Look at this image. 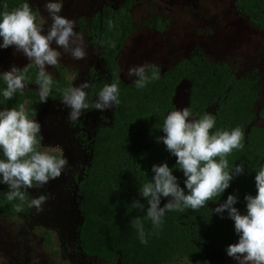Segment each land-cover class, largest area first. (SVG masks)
<instances>
[{
  "label": "trees",
  "instance_id": "trees-1",
  "mask_svg": "<svg viewBox=\"0 0 264 264\" xmlns=\"http://www.w3.org/2000/svg\"><path fill=\"white\" fill-rule=\"evenodd\" d=\"M31 0H0V14L12 11ZM133 0H127L117 11L107 12L100 20L93 19L88 35L102 51L106 70L92 79L90 95H98L106 84L118 83L119 104L112 108L109 122L99 126L92 138L90 156L82 177L76 186L77 208L80 222L77 227L81 251L103 263L164 264L187 257L197 263L208 264L207 253L228 257L226 249L238 243L234 221L223 213L215 214L212 205L223 204L229 195H235L234 205L246 214V195H256L255 175L264 168V124L253 125L255 105L261 95V81L256 72L236 77L233 67L225 62L216 63L201 51L177 61L162 72L159 79L138 88L134 81L124 82L119 73L117 56L126 39L133 32L130 8ZM7 5V8H5ZM236 9L248 22L264 29V0H240ZM34 11V10H33ZM35 13V11H34ZM36 14V13H35ZM114 24L109 28L108 21ZM115 42V47L111 43ZM49 99L63 98V91L70 87L65 70L55 67ZM38 69L32 66L26 73V85L37 84ZM189 84L187 107L193 116L200 118L211 114L216 119L213 131H231L240 127L244 133V147L234 150L227 157L229 170L242 162L244 173L235 176L230 187L199 210L185 208L166 213L159 228L147 219V199L140 194V187L154 177L153 165L167 163L181 187H185L182 170L173 156L157 138L167 115L175 110L174 96L180 84ZM6 84L0 77V107H19L26 100H36L38 94L25 89L17 92L12 100L3 96ZM41 111V104L27 109L30 119ZM264 122V114L258 115ZM41 144V141H40ZM41 150V146H40ZM59 156L58 154H55ZM0 159H4L0 151ZM185 191L187 189L185 188ZM8 186L0 184V212L15 215L14 206L19 201L7 199ZM170 198L161 199V207ZM139 201L144 210L132 207ZM28 208L23 204L24 213ZM140 217L147 243H141L137 228L131 221Z\"/></svg>",
  "mask_w": 264,
  "mask_h": 264
},
{
  "label": "clouds",
  "instance_id": "clouds-1",
  "mask_svg": "<svg viewBox=\"0 0 264 264\" xmlns=\"http://www.w3.org/2000/svg\"><path fill=\"white\" fill-rule=\"evenodd\" d=\"M63 8L64 0H47L45 3V10L52 21L47 34L45 25L37 22V15L29 3L0 14V49L14 47L17 53L30 61L23 68L13 64L10 70L0 72L6 84L3 91L5 99L12 100L17 92L25 90L26 73L35 66L38 69L36 82L40 102L46 104L53 84V74L47 68L57 66L63 54H70L75 60L87 58L84 34L75 30L76 20L60 15ZM108 26L114 27L111 19ZM53 44L63 49V53ZM111 46L115 47V42ZM127 75L134 79L138 88L159 79L157 66L148 63L130 67ZM90 87L89 82L85 81L78 87L64 89L62 103L70 109V122L80 119L86 109L107 111L119 104L118 83L106 84L94 103L88 101L86 90ZM215 125L216 119L211 114L196 118L188 108L171 111L165 118L162 127L165 135L158 137L157 142L166 145L167 150L177 158V166L186 179L185 187H181L173 175V169L166 162L153 165L154 177L150 183L143 184L139 191L147 199V219L152 221L154 228H159L166 213L185 208L195 211L208 205L230 187L235 176L244 173L243 162L229 170L227 159L234 150L243 149V131L240 127L231 131H213ZM41 131L42 125L29 118L24 105L0 110V151L4 156V159H0V184L8 186L9 201L20 202L14 206L18 213L23 211L24 203L36 209L37 214L44 212L43 205L50 194H41L29 200L28 190L42 188L60 178L69 166L65 157L54 154L60 151L59 148L40 150ZM255 187V196H245L246 214H241L234 206L238 203L235 195H229L226 202L214 210L222 218L227 211L228 218L234 221L239 239L238 243L227 247L226 253L237 264H264V168L255 175ZM162 197L170 198L163 207ZM132 207L144 210V205L139 201L134 202ZM131 224L137 228L141 243L146 244L141 218H134Z\"/></svg>",
  "mask_w": 264,
  "mask_h": 264
},
{
  "label": "rangeland",
  "instance_id": "rangeland-1",
  "mask_svg": "<svg viewBox=\"0 0 264 264\" xmlns=\"http://www.w3.org/2000/svg\"><path fill=\"white\" fill-rule=\"evenodd\" d=\"M99 5L110 3L116 6L121 0H95ZM137 2L131 11L134 18V33L127 39L118 55L120 76L124 82L132 83L127 71L132 66L155 64L162 71L169 69L180 59L200 50L214 62L231 64L237 76H245L256 70L261 79V95L255 106V113H264V29H258L238 13L235 4L238 0H153L159 3L149 6L148 0ZM47 0H31L30 7L37 15L38 23L45 25V34L52 21L45 10ZM165 12L170 23L163 33H158L143 25L146 15L153 11ZM98 7L90 0H64L60 15L70 20L87 19ZM160 13V12H157ZM155 17V16H154ZM154 19V18H153ZM76 31L80 32L76 27ZM2 43V38H0ZM63 53V49L53 44ZM88 56L85 60H75L70 54H63L59 65L68 70V79L74 87L84 82L86 65L94 62L95 51L86 45ZM30 62L14 47L0 49V72L10 70L14 64L23 67ZM94 64H97L94 62ZM101 67V66H100ZM47 71L52 73L51 66ZM189 84L183 81L174 96L175 110L187 106ZM38 90L33 87H28ZM0 110H2L0 108ZM70 109L63 103H46L35 119L42 125V149L59 148V153L69 161V166L61 177L50 181L42 188L29 189L30 197L50 194L43 205L45 211L35 213L27 220L0 217V264H102L82 256L75 243L76 227L80 217L76 211L77 196L75 186H69L68 193L61 187L71 181V176H81L83 167L89 159L86 151L75 136V129L68 120ZM111 110L92 109L81 117L88 135L110 119ZM192 119V118H190ZM79 120V119H78ZM253 125H262L256 118ZM75 185V184H74ZM50 205V211L47 207ZM220 205L212 206V209ZM50 235L49 248L45 246L43 234ZM208 256V255H207ZM212 264H237L231 257L217 259L208 256ZM116 264V263H115ZM167 264H200L187 257Z\"/></svg>",
  "mask_w": 264,
  "mask_h": 264
},
{
  "label": "flooded vegetation",
  "instance_id": "flooded-vegetation-1",
  "mask_svg": "<svg viewBox=\"0 0 264 264\" xmlns=\"http://www.w3.org/2000/svg\"><path fill=\"white\" fill-rule=\"evenodd\" d=\"M127 0H121V2L120 3H118L116 6H113L112 4H110V3H103V4H101V5H99L98 3H96V1L95 0H90V4L92 5V6H96V7H98V10L97 11H95V12H93L87 19H84V18H78L77 19V21H76V27L78 28V30L80 31V32H82L83 34H84V37H85V44L87 45V46H89V48H91L92 50H94L95 51V58H94V62H96L97 64H94V62L93 63H89V64H87L86 65V71H85V73H84V76H85V78H84V82L85 81H87V82H89V84L91 85V82H92V78L93 77H95V76H99V75H101V74H103L104 72H105V70H106V67H105V63H104V59H103V55H102V51L100 50V47H99V45L98 44H95V43H93L92 42V37H90L89 35H88V31H89V28H90V26H91V24L93 23V19H101L107 12H109V11H117L125 2H126ZM238 1H240V0H238ZM237 1V2H238ZM137 2H141V3H144V2H146L145 0H133V4H132V6H131V8H130V14H131V16H132V13H131V11L133 10V8L135 7V5H136V3ZM236 2V3H237ZM154 4H156L157 6H159L158 4L159 3H157V2H153V0H148V5L149 6H151V5H154ZM235 9H236V4H235ZM148 11H153V13L152 14H150V15H146V19L143 21V25H145L146 27H148L149 29H153V30H155L156 32H158V33H163L166 29H167V27L169 26V23H170V17H169V15H167L165 12H163V11H159V10H157V9H151L150 7L148 8ZM236 11L238 12V13H240L237 9H236ZM157 12H160V13H157ZM241 14V13H240ZM155 16V17H154ZM244 16V15H243ZM132 18H133V16H132ZM154 18V19H153ZM37 22H38V20H37ZM254 26V25H253ZM256 27V26H255ZM259 29V28H258ZM134 30H135V27H134V18H133V32H132V34L134 33ZM131 34V35H132ZM130 35V36H131ZM129 36V37H130ZM128 37V38H129ZM127 38V39H128ZM127 39H126V41H127ZM125 41V42H126ZM125 44V43H124ZM124 44H123V46H124ZM123 48V47H122ZM122 50V49H121ZM196 51H198V50H196ZM196 51H194V52H196ZM200 51V50H199ZM194 52H192V53H194ZM120 53V52H119ZM191 53V54H192ZM190 54V55H191ZM119 55V54H118ZM189 55V56H190ZM181 60V59H180ZM117 61H118V56H117ZM214 62V61H213ZM28 63H30V62H28ZM27 63V64H28ZM216 63H218V62H216ZM220 63H222V62H220ZM225 63H227V62H225ZM27 64H25L23 67H25ZM229 64V63H228ZM174 65V64H173ZM172 65V66H173ZM231 65V64H230ZM101 66V67H100ZM118 66H119V63H118ZM157 66V65H156ZM171 66V67H172ZM232 66V65H231ZM23 67H21V68H23ZM55 67H59V68H62V69H64L65 70V77H66V80L69 82V84H70V87H74V85H73V83L68 79V70H67V68L65 67V66H61V65H57V66H55ZM55 67H52V69H53V72H52V74H53V77H55V76H57V72H56V70H55ZM157 67H159V66H157ZM170 67V68H171ZM233 67V66H232ZM160 68V67H159ZM234 69V68H233ZM160 70L162 71V69L160 68ZM168 70V69H167ZM166 70H163L162 72H165ZM251 72H256L257 73V71L256 70H253V71H251ZM250 72V73H251ZM119 73H120V67H119ZM234 73H235V70H234ZM249 73V74H250ZM258 74V73H257ZM235 75H236V73H235ZM248 75V74H247ZM246 76V75H245ZM258 76H259V74H258ZM121 77V76H120ZM236 77H243V76H237L236 75ZM260 77V76H259ZM122 79V78H121ZM260 81H261V79H260ZM26 86H28V87H33V88H36L38 91H39V88L38 87H35V86H29V85H26ZM25 89H31V88H25ZM31 90H33V89H31ZM33 91H35L37 94H38V96H39V93L36 91V90H33ZM90 88H88L87 90H86V92H87V94H88V101L90 102V103H94L95 101H96V99H97V97H98V95L95 93L93 96L92 95H90ZM62 99L63 98H59V99H55V100H50L49 98H48V102L47 103H56V102H61L62 101ZM259 101V100H258ZM33 104H41V111L44 109V107H45V103H41L40 102V97L38 98V99H36V100H26L24 103H23V105H24V107H25V109H26V112H27V109L30 107V105H33ZM2 110H3V108L2 107H0ZM92 109H94V108H89V109H86V110H84L83 111V113H82V116L81 117H83V116H85V115H87ZM40 111V112H41ZM39 112V113H40ZM39 113H37V115L39 114ZM261 114V113H260ZM262 114H264V113H262ZM36 115V116H37ZM111 115H112V109H111ZM111 115H110V118H111ZM259 115V114H258ZM258 115H256V118H259L258 117ZM36 118V117H35ZM34 118V119H35ZM255 118V119H256ZM260 119V118H259ZM110 120V119H109ZM109 120L108 121H106V120H104V122H103V124H100L99 126H101V125H105V124H107L108 122H109ZM261 121H262V125L264 124V122H263V120L262 119H260ZM255 121V120H254ZM253 121V122H254ZM71 124H72V128L73 129H75V136H76V138H77V140L79 141V143L81 144V146L86 150V151H88L89 152V156H90V147H91V143H92V138H93V135H94V133H95V131H96V129L99 127V126H97L94 130H93V132L91 133V135H88V133H87V130H86V128L83 126V122H82V120H81V118L79 119V120H76V121H74V122H71ZM262 125H259V126H262ZM40 146H41V151H43V149H42V139H41V144H40ZM54 154H58L59 156H61L59 153H54ZM89 160V159H88ZM88 163V162H87ZM87 165V164H86ZM85 165V166H86ZM85 166L83 167V170H84V168H85ZM83 170H82V173H83ZM82 173H81V176L80 177H78L77 175H75V176H71V181H67V182H65V183H63L62 184V188H63V191H64V193H68L69 192V190H68V187L69 186H75V192H76V186H77V183L79 182V180L81 179V177H82ZM75 184V185H74ZM27 196H28V199L30 200L31 199V197H30V193H29V190H28V194H27ZM218 205H222V204H218ZM212 206H214V205H212ZM50 209H51V207H50V205H48V207H47V211H50ZM35 213V211H33V208H27V210L24 212V213H17V214H15V215H6V214H4V213H2V212H0V217H3V218H6V219H25V220H27L31 215H33ZM80 217V216H79ZM77 227H78V225H77ZM77 227H76V237H75V243H76V247H77V249H78V251H79V253L82 255V256H84V257H86V258H88V259H90V260H95V261H97L98 259H96V258H94V257H89V256H86L82 251H81V249H80V246H79V243H78V237H77ZM43 239H44V243H45V246L46 247H48L49 248V243H50V235L48 234V233H44L43 235ZM207 253V255L208 256H212V257H216L218 260L219 259H224V258H227V257H218V256H215V255H212V254H208V252H206ZM208 256H207V258H208ZM98 261H100V260H98ZM102 264H107V263H103L102 261H100ZM58 264H60V263H58ZM74 264H76V263H74ZM108 264H115V263H108ZM116 264H118V263H116ZM164 264H167V263H164ZM200 264H202V263H200ZM208 264H212L211 262H210V260H209V258H208Z\"/></svg>",
  "mask_w": 264,
  "mask_h": 264
},
{
  "label": "water",
  "instance_id": "water-1",
  "mask_svg": "<svg viewBox=\"0 0 264 264\" xmlns=\"http://www.w3.org/2000/svg\"><path fill=\"white\" fill-rule=\"evenodd\" d=\"M189 88V87H188ZM187 102H188V98H187ZM257 104V103H256ZM256 106V105H255ZM187 107V106H186ZM75 194H76V192H75ZM76 211H77V213H78V215H79V210H78V208H77V204H76Z\"/></svg>",
  "mask_w": 264,
  "mask_h": 264
}]
</instances>
